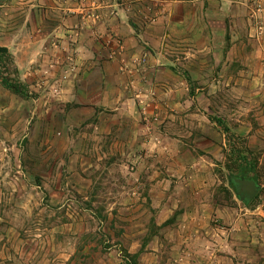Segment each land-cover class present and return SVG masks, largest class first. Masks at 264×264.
<instances>
[{"label": "rangeland", "instance_id": "1", "mask_svg": "<svg viewBox=\"0 0 264 264\" xmlns=\"http://www.w3.org/2000/svg\"><path fill=\"white\" fill-rule=\"evenodd\" d=\"M0 46L13 57L0 62V264H64L69 249V264H138L123 248L99 261L127 221L108 218L97 178L112 137L144 125L155 132L129 155L151 158L154 173L174 160L177 174L195 173L181 224L192 256L171 259L264 264V0H0ZM232 176L257 180L253 200ZM75 185L93 188L87 211ZM147 193L137 201L154 212ZM150 213L135 210L145 238L157 233Z\"/></svg>", "mask_w": 264, "mask_h": 264}, {"label": "crops", "instance_id": "2", "mask_svg": "<svg viewBox=\"0 0 264 264\" xmlns=\"http://www.w3.org/2000/svg\"><path fill=\"white\" fill-rule=\"evenodd\" d=\"M100 103L101 102L98 101L95 104ZM94 106L92 107V113L96 114L98 110ZM102 114L103 111L98 113V118L100 120H102ZM113 115L115 114L113 113ZM154 132L155 131L152 127L144 125L139 131H133L130 128L124 136L121 134L113 136L112 141L115 142L112 145L113 154L107 162L105 161L106 159L104 160L103 158V163H109L108 166L106 165L108 171L100 175L97 179H99V183L102 185L99 193H102L105 196H111L105 205L107 211L111 214L108 218L112 220L116 215L117 217L126 219L127 222L125 225L121 226L125 228L121 235L116 236L113 234L112 239L108 240L111 245H106L105 250H102L99 245L98 252L101 254L99 261H102L101 259L103 256L108 257L109 255L111 257L117 256L119 259V253L122 248L126 249L128 253L133 255L137 254V259L140 261L138 264H142V260L163 256H166L165 259L167 261L165 264H180V262L176 263L174 262L175 260L173 261L171 258H183L186 254L189 257L192 256L191 248L189 247L190 249H187L186 245H190L189 243L193 237L188 235L189 233L186 235L183 234L184 230L181 228V224H183V218L192 215L194 203L192 193L193 184L192 181L188 182V179H194L195 173L188 171L177 174V172H175V170H177L175 167L177 166L178 160L169 162L171 166L169 165L170 170H167L168 172L161 170L154 173L150 170V166H148V163H152L151 158L143 156L142 154L136 157L129 155L128 148H130L131 143H133V139H137V145L140 140L142 146H146L148 138H150L151 134ZM111 133L113 132L111 131ZM103 152L105 156L108 155L106 154L107 151L105 149H103ZM108 158L109 157H107V159ZM141 165L143 168H146L144 171H129V173L122 171L126 166L131 167V169H141ZM89 180L90 182H93L92 179L89 178ZM74 189L75 190H72L73 196H75L76 190L81 195V201H78L76 205L79 206V210L83 209L87 211L88 203L85 200H82V198L86 199L91 197L90 189L93 188H91L90 185H75ZM146 192H148L147 194L150 196V199H152L151 207L154 209V212L144 203H138L141 199L146 198V194L144 195ZM63 193L65 192L63 191ZM143 195L145 197L141 198ZM74 202L75 201H73V204ZM81 204L84 206L82 207ZM71 209L69 210V213L73 216L74 221L78 220L77 216L73 213L74 211H77L76 208L73 207ZM135 210L151 212L149 219L154 217L153 224L154 227L157 228V233L148 238H145L146 234H141L142 232H140L138 228L140 223L138 218H136ZM178 210H181L182 212H179L177 217L171 220ZM115 211L119 213H115ZM121 214L124 216L122 217ZM79 221L81 224H84L82 219ZM101 222L104 223V221ZM134 222L135 226L133 225ZM190 226L191 225H189V228ZM146 229L147 227H145V231ZM82 237L83 234H79L77 237L69 236L67 239L69 243H77ZM64 253L65 258L63 263L69 264V261L73 260L74 252L69 249V251ZM86 253L87 249L85 246L82 249L79 258L81 263L82 260L86 259ZM51 255L52 253L49 254V263ZM148 263L151 264V262H146V264ZM96 264H99V262H96Z\"/></svg>", "mask_w": 264, "mask_h": 264}, {"label": "trees", "instance_id": "3", "mask_svg": "<svg viewBox=\"0 0 264 264\" xmlns=\"http://www.w3.org/2000/svg\"><path fill=\"white\" fill-rule=\"evenodd\" d=\"M0 62L1 64H10L13 62V57L12 54L10 53L9 49L7 46H0ZM189 79V78H188ZM3 83L14 93L19 94L21 96L27 97L30 95L28 86L23 83L20 79H16V80H12L11 78L7 77V76H3ZM220 124L224 123L222 122V120L218 117L217 118ZM224 128L226 130H230L229 126L225 125ZM244 160L246 161V169H248V160H246L244 158ZM247 171V170H246ZM246 176V175H245ZM251 178V177H248ZM253 178V177H252ZM255 179V178H254ZM256 180V179H255ZM257 181V180H256ZM233 183V182H232ZM233 185H235L233 183ZM235 187V186H234Z\"/></svg>", "mask_w": 264, "mask_h": 264}, {"label": "water", "instance_id": "4", "mask_svg": "<svg viewBox=\"0 0 264 264\" xmlns=\"http://www.w3.org/2000/svg\"><path fill=\"white\" fill-rule=\"evenodd\" d=\"M231 181L235 184L238 195L245 202L253 200L260 188L254 178L232 176Z\"/></svg>", "mask_w": 264, "mask_h": 264}]
</instances>
